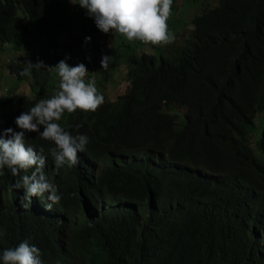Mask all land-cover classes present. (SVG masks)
Here are the masks:
<instances>
[{"label": "trees", "instance_id": "obj_1", "mask_svg": "<svg viewBox=\"0 0 264 264\" xmlns=\"http://www.w3.org/2000/svg\"><path fill=\"white\" fill-rule=\"evenodd\" d=\"M62 6L63 0H0V48L30 53L9 67L31 89L29 96L0 95L3 139L11 138L8 128L21 131L18 116L59 90L61 60L83 63L91 77L84 55L52 44L65 26ZM84 20L85 27L88 14ZM193 24L186 42L168 53L122 36L113 54L105 53L108 68L97 62L105 81L111 67L123 65L131 85L114 99L100 88L105 101L95 112H65L61 126L89 137L77 165L57 171L54 143L26 132V146L43 148V171L58 185L53 209L78 223L68 252L52 248L58 216L23 207V190L15 187L34 169L5 174L0 257L27 241L41 250L43 264H264V158L252 146L257 141L264 153V0L203 4ZM36 45L50 50L34 51ZM100 49L88 43L87 50ZM25 69L29 75H21ZM171 104L188 105L181 123Z\"/></svg>", "mask_w": 264, "mask_h": 264}, {"label": "clouds", "instance_id": "obj_2", "mask_svg": "<svg viewBox=\"0 0 264 264\" xmlns=\"http://www.w3.org/2000/svg\"><path fill=\"white\" fill-rule=\"evenodd\" d=\"M72 2L79 3L81 7L87 9L88 15L95 17L97 27L104 33L118 32L130 41L140 40L153 45H167L175 39L167 23L173 0H72ZM90 39L91 37L86 38V40ZM95 57L93 50H87L84 53L85 61L89 65L94 64ZM110 60V56H104L101 61L102 68L107 69ZM29 65L44 67L43 62L35 65L29 62ZM55 68L60 77L59 90L51 98L41 99L31 107L30 111L16 118L15 123L21 131L8 128L6 132L11 134V138L3 139L0 125V179L5 174L17 177L22 172L27 173L29 169H34L31 175H22L15 185L17 189L23 190L20 193V198H23L21 205L27 208L31 204L33 207L36 206L39 212L51 217L58 216L54 226L52 248L68 252L73 238L72 228L78 222L70 218L72 216L58 214L53 209V205L59 204L61 200L58 185L51 179V175L46 176L43 171L46 164L43 148L37 152L33 146H26L25 134L36 132L42 139L54 143L55 147L49 151L57 171L64 165L75 166L79 162L78 153L86 150L89 137L84 134L73 135L65 130L59 121L65 112L74 113L78 109L84 112H95L104 103L105 98L98 91L94 79L86 82L88 69L83 63L70 66L66 61L61 60ZM29 74L27 69L21 72V75ZM185 106L187 113L189 107ZM261 120L259 115L255 117L257 126L260 125ZM256 142L253 141L252 146L257 154L263 157L264 153L260 152ZM99 169L98 165L96 172ZM7 192L5 188L0 187L1 195ZM0 259L3 264H43L41 250L27 241L19 243L16 247L4 249Z\"/></svg>", "mask_w": 264, "mask_h": 264}, {"label": "rangeland", "instance_id": "obj_3", "mask_svg": "<svg viewBox=\"0 0 264 264\" xmlns=\"http://www.w3.org/2000/svg\"><path fill=\"white\" fill-rule=\"evenodd\" d=\"M218 2L219 0H173L171 15L167 23L169 25V31L174 34L175 39L170 44L157 46L163 48L164 53H168L174 46L184 44L190 37L193 29L192 20L195 14L199 12L200 7L203 4L214 6L217 5ZM61 11L65 26L57 29L53 33V39L55 40H53L52 44L55 43L56 50L61 52L60 50L64 46H70V51L76 56L78 55L79 58H82V55L87 52L88 43L100 45V50H94L96 57L94 59L93 69L90 71L91 77L89 78L87 75L85 79L89 81L94 79L98 91L101 88L102 93L105 92L107 99H114L118 95L124 94L131 85L128 80L122 77L125 72V67L123 65H120L119 68H117V66L111 67L110 80L105 81L101 79L103 74L100 67L96 66L97 62L102 61L108 50L112 53L117 49L118 39L124 35L113 31L104 34V32L97 27L95 17L93 16H89L88 24L84 27V18L85 15L88 14V10L81 7L79 3H73L72 0H63ZM91 26L94 28V34L90 32ZM87 37H91L87 43L81 41L86 40ZM1 48L0 95L11 93L16 96H29L31 94V89L27 81H17L16 75L10 70L9 65L15 61L19 55L30 57V53L24 50H12L7 44H3V48ZM41 49L47 51L48 47L46 45H36L34 47V51H39ZM168 110L176 114L177 121L181 122L183 121L187 107L185 105L171 104Z\"/></svg>", "mask_w": 264, "mask_h": 264}]
</instances>
